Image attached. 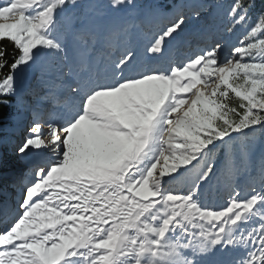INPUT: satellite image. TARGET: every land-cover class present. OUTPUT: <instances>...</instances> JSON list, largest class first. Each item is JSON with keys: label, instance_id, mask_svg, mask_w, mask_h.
<instances>
[{"label": "snow or ice", "instance_id": "snow-or-ice-1", "mask_svg": "<svg viewBox=\"0 0 264 264\" xmlns=\"http://www.w3.org/2000/svg\"><path fill=\"white\" fill-rule=\"evenodd\" d=\"M201 7L0 0V130L34 113L0 155V174L33 156L19 199L0 175V264H264V162L223 203L203 191L218 150L264 133V0H230L228 52ZM193 17L196 49L166 55Z\"/></svg>", "mask_w": 264, "mask_h": 264}, {"label": "rangeland", "instance_id": "rangeland-1", "mask_svg": "<svg viewBox=\"0 0 264 264\" xmlns=\"http://www.w3.org/2000/svg\"><path fill=\"white\" fill-rule=\"evenodd\" d=\"M154 2H162L172 11L181 10L189 15L192 14L194 5H202L200 9L202 13L200 23L202 24L206 21L212 22L215 35L223 37L224 41L228 44L225 52L230 51L231 46L236 44L237 40L241 38L239 31L235 34L224 31L226 24L224 11L230 0H136L138 5L144 6ZM217 5H222V7H217ZM193 20L194 25L189 30L192 34L186 36L184 39L173 41L172 50L166 55L179 60L189 54L190 51L196 49L195 17H193ZM144 58V51L141 46L140 59L143 60ZM19 78L25 84L23 94L31 103L33 97L28 95V92L35 86V78L28 72L19 74ZM232 102L235 103L236 100L233 99ZM33 114L32 108H25L21 110L17 124L10 125L6 130H0V140L7 138L6 143H0V155L13 156L11 149L21 140L25 129L33 119ZM246 143L247 147L245 148L244 138H241L240 141L236 142L230 153L223 148L217 151L215 161L216 174L204 185L203 189L204 197L209 203H223L229 185H238L241 188H246L253 178L259 179L260 165L264 162V133H261L259 130L250 133ZM32 159L33 156L31 154L28 157L18 159L13 157L7 171L0 174L9 179V187L10 189H14L16 193L15 199H19V193L23 189V186L32 178V172L30 171ZM7 195L12 196V192L10 191ZM4 199L5 195L0 193V229H3L9 218L3 210ZM9 204L12 209L15 208L14 202L9 201ZM230 258L232 257H209V259Z\"/></svg>", "mask_w": 264, "mask_h": 264}, {"label": "trees", "instance_id": "trees-1", "mask_svg": "<svg viewBox=\"0 0 264 264\" xmlns=\"http://www.w3.org/2000/svg\"><path fill=\"white\" fill-rule=\"evenodd\" d=\"M0 45H4V46L7 47L8 52H9L8 61L10 63L11 60H12V54H14L15 51H16L15 48H14V46L10 42H8V41H0ZM6 71H7L6 68L0 70V76H2L4 74V72H6Z\"/></svg>", "mask_w": 264, "mask_h": 264}]
</instances>
